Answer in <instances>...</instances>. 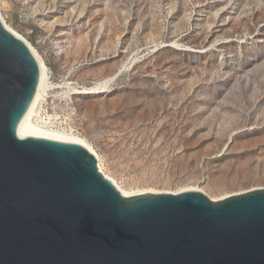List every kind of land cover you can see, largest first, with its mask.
Returning <instances> with one entry per match:
<instances>
[{"label":"rangeland","instance_id":"1","mask_svg":"<svg viewBox=\"0 0 264 264\" xmlns=\"http://www.w3.org/2000/svg\"><path fill=\"white\" fill-rule=\"evenodd\" d=\"M0 10L48 68L41 119L85 139L124 190L197 187L213 200L264 188V0H0ZM131 57L105 92L79 93Z\"/></svg>","mask_w":264,"mask_h":264},{"label":"water","instance_id":"2","mask_svg":"<svg viewBox=\"0 0 264 264\" xmlns=\"http://www.w3.org/2000/svg\"><path fill=\"white\" fill-rule=\"evenodd\" d=\"M40 79L0 17V264H264V188L124 196L85 146L18 135Z\"/></svg>","mask_w":264,"mask_h":264},{"label":"bare ground","instance_id":"3","mask_svg":"<svg viewBox=\"0 0 264 264\" xmlns=\"http://www.w3.org/2000/svg\"><path fill=\"white\" fill-rule=\"evenodd\" d=\"M0 17L2 18V20L4 21V23L6 24L9 30H11L18 37L26 41V39H24L19 33H17L7 23V21L5 20L4 16L1 13V10H0ZM26 42L28 43V41ZM28 45L32 49L34 55L36 56L40 64L41 79H40L38 91L36 93L35 99L30 109L28 110L23 120L18 124V128H17L18 135L20 137L46 138L50 140L80 144V145L85 146L92 152H95L94 148L85 139L75 136L72 133H67L65 131H60L56 129L55 126L53 125L54 123L51 122L52 119H49L50 121H47V119H44V120L41 119V112L43 110L45 103L47 102L49 92L54 88V86L50 82V77H49L47 66L43 63V61L41 60L36 50L29 43ZM134 62H135V58L131 57L126 63H124V65L121 67L119 72L123 73L125 71L130 70ZM117 74L118 73H116L114 76L108 79H105L102 82L97 83L94 87L87 88L83 92H79V93L97 94V93L105 92L116 81ZM99 168H100V171L104 173L101 163H99ZM104 175L116 185V187L120 190V192H122L124 196L132 197V196H138V195H142L146 193H162V192H158L154 190H143V191L124 190L114 178L108 176L106 173H104ZM192 190L202 191L198 189L197 187H187V188L180 189L179 191L175 192V194H178L183 191H192ZM165 193H171V192H165ZM227 197L229 196L222 197L220 199H213V200L215 201L223 200Z\"/></svg>","mask_w":264,"mask_h":264}]
</instances>
